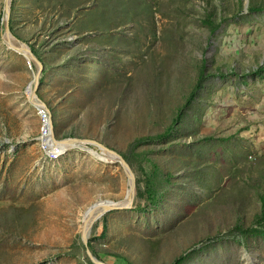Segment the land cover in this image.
<instances>
[{
  "label": "rangeland",
  "instance_id": "obj_1",
  "mask_svg": "<svg viewBox=\"0 0 264 264\" xmlns=\"http://www.w3.org/2000/svg\"><path fill=\"white\" fill-rule=\"evenodd\" d=\"M246 5L11 0L9 35L43 64L35 97L27 90L40 66L4 41L0 0V264H96L85 215L131 187L119 162L45 148L42 102L57 138L97 140L136 175L133 207L92 227L100 260L170 264L189 254L182 264H264V223L252 224L264 193V9ZM250 225L261 232L239 229Z\"/></svg>",
  "mask_w": 264,
  "mask_h": 264
},
{
  "label": "water",
  "instance_id": "obj_2",
  "mask_svg": "<svg viewBox=\"0 0 264 264\" xmlns=\"http://www.w3.org/2000/svg\"><path fill=\"white\" fill-rule=\"evenodd\" d=\"M10 4H11V0H6V25H5V33L7 35L10 34L9 31V9H10ZM6 37V36H5ZM17 43H19V46L16 45L15 47L20 49V50H25L28 52L29 57L35 59L38 62V65L40 66V69L37 71L36 73V86H35V91H34V96L36 97V91L38 89L39 86V81L41 78V74H42V67L43 64L41 62V60L38 58V56L32 52L31 48L28 46H24L22 42H20L19 40H16ZM11 43V42H9ZM38 97V96H37ZM51 127L52 129L54 128V122L51 119ZM52 136L54 138L55 141L57 142H70L72 144V148H81L84 149L86 151L87 150V146H90L91 148H94L97 152L98 151H104L108 154V156H111L112 160H114L115 162H119L125 169L128 178H129V182L131 184V190L132 193L130 195V197H128L127 200L125 201H117V202H112V203H103L101 204L98 212L89 217L88 219H84L83 222V233H82V237H83V241L86 245L87 248V253L89 255V257L91 258V260L96 263V264H106L104 261L98 259L94 253L92 252V250L90 249L89 246V242H90V232L92 230V227L94 225V223L101 218L102 216H104L105 214H107L108 212L114 211V210H125V209H129L131 207H133L135 198H136V189H137V184H136V175L131 167V165L128 163V161L117 151H114L108 147H106L104 144L98 142L97 140H91V139H84V138H65V139H57L54 130L52 131ZM96 205V204H94ZM97 206V205H96Z\"/></svg>",
  "mask_w": 264,
  "mask_h": 264
},
{
  "label": "trees",
  "instance_id": "obj_3",
  "mask_svg": "<svg viewBox=\"0 0 264 264\" xmlns=\"http://www.w3.org/2000/svg\"><path fill=\"white\" fill-rule=\"evenodd\" d=\"M262 4H259V6L257 7V8H253V0H250V7H249V12H255V11H258L257 9H259V10H263L264 9V6H261ZM261 6V7H260ZM211 21H210V19H208L207 20V23L206 24H208V25H213V23H210ZM219 25V24H218ZM217 26H215V28H216ZM205 62V61H204ZM205 66V65H204ZM204 69H205V67H203V70H201V73H200V75H199V77H198V84H201L202 82H203V80L204 79H206V77H207V75H206V73H204ZM264 70V67H261V69H260V71L259 72H262ZM44 76V75H43ZM196 89H197V87H195V89H193V91L190 93V96H189V98H187L188 99V101L187 102H189V100H191L192 98H194L195 96H196V94L197 93H195V91H196ZM187 107V106H186ZM182 111V110H181ZM181 111H180V114H178L175 118H174V120H173V122H172V124L168 127V129L166 130V132H170V131H172V128L174 127V125L173 124H175L176 123V121H178L179 119H180V115L182 114L181 113ZM125 157V159L127 160V161H129V159L126 157V156H124ZM154 166H155V164H153ZM262 175V174H261ZM262 177H263V179H264V174L262 175ZM172 178V175L171 174H168V179H171ZM145 180H146V178H145ZM155 182V180H151L150 181V184L151 183H154ZM150 184H148L149 186H148V188L149 189H151V187H150ZM144 197H146L147 198V200L149 201V202H153V197H152V195H151V192H150V190H148L147 189V186L145 187V196ZM261 209H260V213H258V214H256L255 215V217H254V219H253V221H252V224H263L264 223V193L261 195ZM237 226V225H236ZM235 226V228H237ZM239 226V225H238ZM240 229V231L242 232V233H246V232H248V235L249 234H255V233H260L261 231H258L253 225H250V226H247V227H242V229L241 228H239ZM239 231V232H240ZM89 246H90V248H91V250L93 251V253L95 254V252H94V249H93V246L91 245V243L89 244ZM111 256H113V257H115V254H111ZM189 254H182V255H180L178 258H176V259H174L173 260V262L172 263H170V264H182L185 260H188L187 258H189ZM116 258H118V264H133L131 261H129L127 258H125V257H119V256H116Z\"/></svg>",
  "mask_w": 264,
  "mask_h": 264
},
{
  "label": "bare ground",
  "instance_id": "obj_4",
  "mask_svg": "<svg viewBox=\"0 0 264 264\" xmlns=\"http://www.w3.org/2000/svg\"><path fill=\"white\" fill-rule=\"evenodd\" d=\"M4 41L6 43H8L11 47L15 46L14 43L17 42L16 39L10 35H7L6 37H4ZM9 42H11V43H9ZM23 54H25L27 57L29 55L27 51H23ZM27 91H28V95H31L34 92V91H32L31 87H29ZM48 139H49V137L46 138L47 143H48ZM59 143H58V147L56 146L55 148H58V151H60V153H63L69 149H72V147H74V146H72V144L70 142H61L60 144ZM75 148H77V147H75ZM87 149H89L94 155L99 156L100 158H105V159H109L111 161H114V160H112L111 156H108V154L104 151H98L97 152L94 148H91L90 146H87ZM130 186H131V184H130ZM131 188L132 187H130V189L128 190V193H127L126 197L123 199V201L127 200L128 197H130V195L132 193ZM100 206H101V204H98L97 206L90 208L87 215H85L84 219H88L89 217L95 215L98 212Z\"/></svg>",
  "mask_w": 264,
  "mask_h": 264
},
{
  "label": "clouds",
  "instance_id": "obj_5",
  "mask_svg": "<svg viewBox=\"0 0 264 264\" xmlns=\"http://www.w3.org/2000/svg\"><path fill=\"white\" fill-rule=\"evenodd\" d=\"M249 7H250V0H247V5H246V8H247V10L246 11H249ZM263 67V66H262ZM260 69H261V67H260ZM260 69L258 70V71H260ZM262 72H264V70L262 71ZM41 99V98H40ZM33 101V100H32ZM43 106H44V108H46L47 109V111H48V113H50L49 112V110H48V108L46 107L47 105L44 103V102H42V103H37V108H43ZM50 116V115H49ZM51 116H50V119H49V123H48V127L50 128V135H49V139H48V143H46V144H44V146H45V148H47V149H49V151L51 152V153H53L54 155H56V156H60V155H62L63 153H60V151H58V148H55L56 146L58 147V143L59 142H57V141H55L54 140V138H53V136H52V131L54 130V132H55V126H54V128L52 129V127H51ZM55 135H56V132H55ZM57 138V137H56ZM42 139V138H41ZM57 139H59V138H57ZM59 140H61V139H59ZM60 144V143H59ZM68 151V150H67ZM66 152V151H65ZM64 152V153H65ZM124 157V156H123ZM125 158V157H124ZM129 163V162H128ZM130 164V163H129ZM115 202H117V201H115ZM97 204V203H96ZM100 204H103V203H100ZM94 205V204H93ZM89 244H90V242H89ZM87 249V248H86ZM91 249V248H90ZM93 252V251H92ZM95 255V254H94ZM96 256V255H95ZM97 257V256H96ZM98 258V257H97ZM99 259V258H98Z\"/></svg>",
  "mask_w": 264,
  "mask_h": 264
},
{
  "label": "built area",
  "instance_id": "obj_6",
  "mask_svg": "<svg viewBox=\"0 0 264 264\" xmlns=\"http://www.w3.org/2000/svg\"><path fill=\"white\" fill-rule=\"evenodd\" d=\"M40 109V114L42 116V120H43V126H42V135H41V138L43 140V143L46 144V138L49 137L50 135V128L47 126L48 123H49V119H50V116H49V113L47 111L46 108H39Z\"/></svg>",
  "mask_w": 264,
  "mask_h": 264
}]
</instances>
